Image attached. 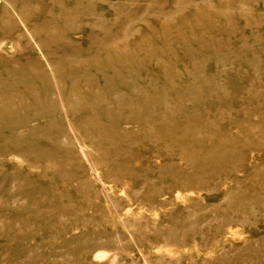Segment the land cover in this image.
<instances>
[{"label":"rangeland","instance_id":"374dc122","mask_svg":"<svg viewBox=\"0 0 264 264\" xmlns=\"http://www.w3.org/2000/svg\"><path fill=\"white\" fill-rule=\"evenodd\" d=\"M0 264H264V0H0Z\"/></svg>","mask_w":264,"mask_h":264},{"label":"bare ground","instance_id":"6f19581e","mask_svg":"<svg viewBox=\"0 0 264 264\" xmlns=\"http://www.w3.org/2000/svg\"><path fill=\"white\" fill-rule=\"evenodd\" d=\"M107 63V62H106ZM110 67V66H109ZM121 77V76H120ZM121 79V78H120ZM119 80V79H118ZM118 80H116V82L118 83ZM108 88L105 90V94H108ZM124 90V89H123ZM147 90V89H146ZM111 93L112 92H114L115 91V88H112L111 90ZM85 94V93H84ZM104 95V94H103ZM88 96V95H87ZM133 97V96H132ZM103 98V97H102ZM136 98V96H134V99ZM140 99V98H139ZM104 99H100V101H103ZM98 99H92V100H90V101H88L87 102V105L91 108V109H93V110H95V105L98 103V102H100ZM139 101V100H138ZM138 101H137V98H136V102L138 103ZM128 102H130V103H132V101H131V99L130 100H128ZM124 103V102H123ZM146 101H142L141 102V104L139 105V106H142V108H146ZM120 104V103H119ZM116 106V105H115ZM118 106V105H117ZM138 106V105H137ZM112 108V107H111ZM136 111V110H135ZM123 111H121V110H119V108L117 109H113V110H111L110 111V109H107V113H106V115H108V116H110V115H114L115 116V118H113V121H112V126L113 127H115L116 125V123L119 121V118H122V116H123V113H122ZM137 112V111H136ZM142 116H143V114H142ZM94 117H95V115H94ZM89 119V118H88ZM122 121H123V119H122ZM91 125V124H90ZM98 126V125H97ZM96 126V127H97ZM146 128V127H145ZM98 260H102V257L101 256H97L96 257ZM104 259V258H103Z\"/></svg>","mask_w":264,"mask_h":264}]
</instances>
